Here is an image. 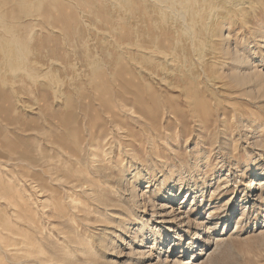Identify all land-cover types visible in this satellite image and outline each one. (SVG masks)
Returning a JSON list of instances; mask_svg holds the SVG:
<instances>
[{
	"label": "rangeland",
	"instance_id": "rangeland-1",
	"mask_svg": "<svg viewBox=\"0 0 264 264\" xmlns=\"http://www.w3.org/2000/svg\"><path fill=\"white\" fill-rule=\"evenodd\" d=\"M186 1L0 0V264H264V0Z\"/></svg>",
	"mask_w": 264,
	"mask_h": 264
},
{
	"label": "bare ground",
	"instance_id": "bare-ground-1",
	"mask_svg": "<svg viewBox=\"0 0 264 264\" xmlns=\"http://www.w3.org/2000/svg\"><path fill=\"white\" fill-rule=\"evenodd\" d=\"M106 1H108V0H106ZM183 1H186V0H152V2H154V3L157 5V7H160L161 9H165V10L167 11V13H171L174 17H175V16H176L177 18L180 17V19H178V21H179V20H181V21L184 20V19L182 20V17L185 16V15H182L183 12H184V11H183V8H184V7L181 8V11L178 12L179 9H178L176 6H174V5H175L176 3H177V4L180 3V2L182 3ZM187 1H188V0H187ZM187 1H186V3H191V2H187ZM193 1H194V0H193ZM195 1H196V0H195ZM195 1H194V2H195ZM212 1H213V0H212ZM115 2H116V1H115ZM197 2H198V1H197ZM204 2H205V0H204ZM207 2H208V0H207ZM213 2H214V1H213ZM215 2H216V1H215ZM228 2H231V1L229 0ZM228 2L226 1V3H228ZM237 2H238V1H237ZM111 3H113V2L111 1ZM181 3L178 4V5H181ZM186 3L184 2V4H186ZM199 3H200V2H199ZM210 3H211V2H210ZM240 3H241V2H240ZM113 4H114V3H113ZM116 4H117V3H116ZM116 4H115V5H116ZM152 4H153V3H152ZM184 4H182V5H184ZM196 4H197V3H196ZM178 5H177V6H178ZM194 5H195V4H194ZM198 5H199V4H198ZM198 5H197V6H198ZM211 5H212V4H211ZM211 5H210V6H211ZM234 5H235V4H234ZM242 5H244V3H241V6H242ZM118 6H119V5H118ZM185 6L188 7L189 5H188V6L185 5ZM190 6H191V5H190ZM220 6H221V5H220ZM180 7H181V6H180ZM180 7H179V8H180ZM191 7H192V6H191ZM191 7H188V8L191 9ZM198 7L200 8V6H198ZM198 7H197V8H198ZM242 7H243V6H242ZM194 8H195V7H194ZM234 8H235V7H234ZM190 9H188V10L190 11ZM211 9H212V8H211ZM211 9H210V10H211ZM184 10H185V12H188V11H186V9H184ZM191 11H192V10H191ZM200 11H202V10H200ZM160 14H162V13H160ZM191 14H192V13H191ZM163 15H164V14H163ZM172 15H170V16L172 17ZM194 15H195V14H193V16H194ZM199 15H200V14H199ZM195 16H196V15H195ZM174 17H173V18H174ZM176 17H175V18H176ZM186 17H187V16H186ZM196 17H197V16H196ZM164 18H165V17H164ZM166 18H167V17H166ZM187 18H188V17H187ZM190 18H191V17H190ZM171 19H172V18H171ZM193 19H194V18H193ZM200 19H201V18H200ZM185 20H187V19H185ZM175 21H176V19H175ZM162 22H163V21H162ZM183 25H184V24H183ZM187 26H189V25H187ZM183 28H184V27H183ZM186 28H187V27H186ZM187 29H188V28H187ZM180 30H181V29H180ZM194 33H195V32L193 31V34H194ZM12 34H13V33H12ZM15 36H16V34H15ZM13 37H14V36H13ZM12 39H13V38H12ZM5 40H6V39H5ZM196 41H197V40H196ZM0 42H1V41H0ZM6 42L8 43V44H6V45H8V47H10L11 49H12V48H17V47L19 48V47H21L20 44H19L18 46H16L17 44L15 43V39H14V40H9V41H6ZM18 43H19V42H18ZM4 44H5V43H4ZM4 44H3V45H4ZM23 46H24V45H23ZM23 46H22V47H23ZM8 47H7V48H8ZM0 48H1V47H0ZM8 50H9V48H8ZM12 51H13V50H12ZM20 51H21V50H19V52H18V50H17V53L20 54ZM143 51H144V50H143ZM13 52H15L14 54H16V51H15V50H14ZM18 54L16 55L17 57H18ZM21 54H22V53H21ZM152 54H153V53H152ZM22 55H23V54H22ZM20 57H21V56H20ZM22 57H23V59H24V56H22ZM22 57H21V59H22ZM21 59H20V60H21ZM132 62H133V61H132ZM200 63H201V62H200ZM133 64H134V63H133ZM33 69H34V68H33ZM34 70H35V69H34ZM37 70H38V69H37ZM179 70H180V69H179ZM243 72H244V71H243ZM30 73H31V72H30ZM245 74H246V73H245ZM243 75H244V74H243ZM29 76H30V75H29ZM244 77H245V76H244ZM248 77H249V76H248ZM30 78H31V77H30ZM34 78H35V77H34ZM36 78H37V76H36ZM245 79H247V78H245ZM250 80H251V79H250ZM33 81H34V80H33ZM249 82H250V81H249ZM241 83H242V82H241ZM250 85H251V84H250ZM93 166H94V165H93Z\"/></svg>",
	"mask_w": 264,
	"mask_h": 264
}]
</instances>
